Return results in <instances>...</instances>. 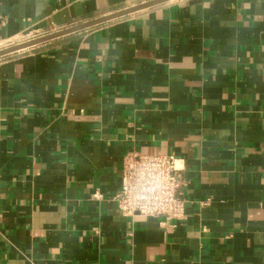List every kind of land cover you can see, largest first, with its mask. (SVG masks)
I'll use <instances>...</instances> for the list:
<instances>
[{"label": "crops", "instance_id": "0c3cea01", "mask_svg": "<svg viewBox=\"0 0 264 264\" xmlns=\"http://www.w3.org/2000/svg\"><path fill=\"white\" fill-rule=\"evenodd\" d=\"M148 1L0 0V45ZM128 152L178 159L181 219L119 212ZM0 264H264V0H169L0 57Z\"/></svg>", "mask_w": 264, "mask_h": 264}, {"label": "built area", "instance_id": "2783aa9c", "mask_svg": "<svg viewBox=\"0 0 264 264\" xmlns=\"http://www.w3.org/2000/svg\"><path fill=\"white\" fill-rule=\"evenodd\" d=\"M177 161L173 155L167 154H125L121 187L115 195L119 212L130 217H158L163 225L170 220L181 219L185 201L179 194V188L185 178L177 168ZM100 197L98 192L91 196L93 200Z\"/></svg>", "mask_w": 264, "mask_h": 264}, {"label": "water", "instance_id": "95a60500", "mask_svg": "<svg viewBox=\"0 0 264 264\" xmlns=\"http://www.w3.org/2000/svg\"><path fill=\"white\" fill-rule=\"evenodd\" d=\"M167 1H169V0H151V1H148L145 3H141L137 6L126 8V9H123V10H120V11H117L115 13L108 14V15H105L102 17L94 18L92 20L85 21V22L70 26L68 28H64V29L55 31V32L46 34L44 36L29 40V41L21 42V43L12 45V46L4 48V49H0V57L14 53V52H17V51H20V50H23V49H26V48H29V47H33L35 45L44 43L46 41H49V40H52V39H55V38H58V37H61V36L67 35V34H71L74 32H78L81 30L88 29V28L93 27L95 25L105 23L107 21L128 15L130 13H133V12H136V11H139L142 9H146V8H149V7H152V6L167 2Z\"/></svg>", "mask_w": 264, "mask_h": 264}, {"label": "rangeland", "instance_id": "374dc122", "mask_svg": "<svg viewBox=\"0 0 264 264\" xmlns=\"http://www.w3.org/2000/svg\"><path fill=\"white\" fill-rule=\"evenodd\" d=\"M25 41H28V40H23V41L12 43V44L3 43L2 45H0V47H1L0 49H4V48H7V47H10L12 45H15V44H18V43H21V42H25Z\"/></svg>", "mask_w": 264, "mask_h": 264}]
</instances>
